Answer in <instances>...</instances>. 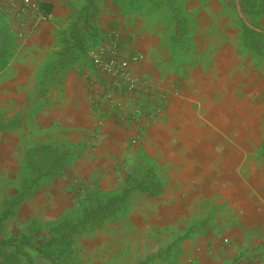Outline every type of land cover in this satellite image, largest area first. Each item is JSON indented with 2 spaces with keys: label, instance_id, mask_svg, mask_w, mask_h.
<instances>
[{
  "label": "crops",
  "instance_id": "0c3cea01",
  "mask_svg": "<svg viewBox=\"0 0 264 264\" xmlns=\"http://www.w3.org/2000/svg\"><path fill=\"white\" fill-rule=\"evenodd\" d=\"M44 22L39 21L27 35L31 42H49L48 31L54 24L48 28ZM146 36L138 33L119 42L121 57L138 52L145 56L131 65L134 75L140 76L141 67L156 73L155 61L164 57L159 43ZM208 62L205 70L177 81L176 93L165 100L155 119L144 113L115 128L107 126L101 145L92 141L87 151L93 154L96 147L102 148L99 156L110 163L118 157L116 147L134 142L160 166L169 167L171 180L160 195L152 197L149 217L166 227L181 223L183 230L207 210L216 227L192 234L181 245L187 256L199 255V264H264V80L236 50L221 45L210 53ZM8 67L0 71V78ZM96 75L86 63L69 71L66 77L71 83L65 77L58 89L63 98L42 107L37 120L64 129L71 135L69 141L79 142L72 136L95 127L93 106L104 90ZM0 100L17 108L29 105L30 86L23 70L1 79ZM12 133L0 132V156L5 162L21 151L17 143L7 140Z\"/></svg>",
  "mask_w": 264,
  "mask_h": 264
},
{
  "label": "rangeland",
  "instance_id": "374dc122",
  "mask_svg": "<svg viewBox=\"0 0 264 264\" xmlns=\"http://www.w3.org/2000/svg\"><path fill=\"white\" fill-rule=\"evenodd\" d=\"M33 1L45 14L46 22L42 24L48 25V28L52 24L55 27V23L65 16L63 0H51L53 6H56L57 15L55 16L51 14V11L45 13L39 4L40 1L48 0ZM0 8L5 11L7 24L18 44L7 72L3 73L0 81L17 70H23L28 76L29 101L31 102L36 82L35 75L47 57V51L53 40V30L48 31L51 33L49 42H31L27 35L41 23L36 24L34 17L22 11L21 6L16 1L0 0ZM184 11L191 19L190 28L193 31V43L189 45L188 50L181 46L183 42L168 41L169 30H166L168 26L166 18L156 15V13L150 14L139 11L134 16V20V17H130V15L116 13V7L108 1L102 2L99 21L106 32L100 46L112 38L117 39L118 42H123L140 33L147 35L149 40L158 42L164 57L161 56L156 59V67H154L157 69L156 73H152L153 69L150 72H147V68L141 67L139 69L140 76L135 75L138 79V87L133 93H126L115 88L111 83L112 79L97 72L99 75L109 78L108 82L114 87V91L107 92L108 95L105 97H98L97 100L100 101L99 110H93L95 127L92 130L84 129L85 131H79L76 136H72L74 139H79L80 150L78 149L77 153L80 157L76 158V161L74 160L61 176L44 181L42 185H38L27 194L14 215L0 225V240L15 237L24 232L31 234L35 242L45 239L50 234V227L53 224L65 216H72L80 212L83 208L82 200L89 190L95 189V193H99V190L110 192L121 187L122 180L126 174L132 171L133 163L142 152L146 153L145 155L142 154L144 158L140 155L144 159L143 161L155 165V173L165 186L166 181L171 180L169 167L160 166L157 159L149 155L140 145L131 142L122 148L116 147L115 149L119 152L115 156L118 157L109 163V159L98 154L102 148L96 147L93 154L87 151L90 149V142L93 141L95 144L100 143L101 145L99 140L104 135L103 130L107 126L115 128L117 123L121 122V117H125L130 110L144 114L148 104L159 108L164 106L165 100L176 93L174 89L177 86V81H180L181 77L196 71L205 70L209 64L210 53L218 46L221 45L222 48L230 51L236 50L252 71L258 76L261 73L264 74V61L256 64L238 46L239 25L236 14L238 13V16L249 27H253L241 12L239 0H186ZM20 31L25 32L24 39L18 37ZM100 46H92L89 51ZM87 58L90 60L88 54ZM181 59L185 63L180 64L178 61ZM65 80L67 83L72 81L69 80V77H66ZM63 96L64 94L60 90L56 93L53 91L48 95L49 102L53 99H61ZM117 103L121 108L122 115L114 116L113 110H115ZM21 110L27 111L26 107L17 108L15 104L9 101L0 100V112H6L8 116ZM24 121L27 124L25 130H10L13 133L7 139L12 143H17V147L19 146L21 150L20 153L13 161H6L7 163L4 157L0 156V211L3 197L10 196L17 189H20L23 176L21 167L23 145L28 144L27 146H30L36 138L54 142H66L71 138V135L64 129L48 127L46 122L37 120V118L35 121L30 120V118L24 119ZM93 169L94 174L92 176ZM151 199L152 196L135 189L124 206L122 214L116 212V217L111 220L109 219L99 226L92 225L89 227V231L79 234L76 242L79 251L78 263L76 264H136L138 262L141 264H199L198 254L187 256L185 252L181 251L184 240L180 241L175 250L167 251L163 256H156L159 251L163 252L166 245L175 237L183 235L184 231H182L183 225L181 223L169 224L166 227L164 226L165 223L157 222V220L152 221L149 217V205L155 199ZM207 213L206 210L201 213L203 215L193 217V222L187 223L186 227L196 229L198 232L204 229L205 231L214 229L217 225L213 222L214 217L208 216ZM120 214L121 218H119ZM24 250L31 254L32 264H51L48 260L39 257L31 248L26 247ZM12 252L11 249L7 251L6 260L0 257V264H27L24 256L14 261L11 258Z\"/></svg>",
  "mask_w": 264,
  "mask_h": 264
},
{
  "label": "trees",
  "instance_id": "16d2710c",
  "mask_svg": "<svg viewBox=\"0 0 264 264\" xmlns=\"http://www.w3.org/2000/svg\"><path fill=\"white\" fill-rule=\"evenodd\" d=\"M104 1L116 7V13L127 14L130 17H134L139 11L156 13L167 19L166 30H169V42H183L181 46L187 50L193 43V31L190 28L192 22L184 11L186 0H63L65 16L55 23L51 47L35 75L33 100L26 106V112L21 110L9 116L6 112H0V132L13 129L24 131L27 125L24 119L30 118L35 121L39 110L49 103L48 95L60 89L67 73L78 65L86 63L94 73H97L95 65L88 60L87 54L92 46H100L105 36L106 30L99 21L101 5ZM239 3L241 12L253 27H249L235 11L239 25L238 46L256 64L261 63L264 61V1L239 0ZM39 4L45 13L53 8L51 1H40ZM17 47L14 34L7 24L5 11L0 8V71L9 66ZM178 62L185 63L182 59ZM96 76L104 86L102 96L105 97L108 95L107 92L114 91V87L108 82L109 78L98 73ZM260 76L264 80V74L261 73ZM105 78L107 83L104 82ZM99 102L97 100L94 103L95 110H99ZM113 113L114 116L122 115L118 103ZM120 121L124 120L120 119ZM78 144L79 142L74 143L69 140L54 142L36 138L30 146L23 145L21 159L23 176L20 189L10 196L3 197L0 225L14 215L29 192L42 185L44 181L61 176L65 172V169L79 156ZM142 154L146 153L142 152ZM139 156L133 163L132 171L126 174L121 187L110 192L99 190V193H95V189L89 190L82 200L83 208L80 212L65 216L53 224L50 227V234L39 242H35L34 237L26 232L0 240V257L6 260L7 251L11 249L13 251L11 258L14 261L24 256L27 264H32L31 254L24 250L28 247L51 264L78 263L79 251L76 242L79 234L89 231L92 225L99 226L111 220L116 217V212L122 214L133 190L137 189L155 198L163 192L165 186L155 173V165L143 161L144 159ZM121 214L119 218L122 217ZM182 231H184L183 235L175 237L166 245L164 251H159L156 256H163L165 252L175 250L181 240L189 238L192 234H202L205 229L198 232L196 229L186 227Z\"/></svg>",
  "mask_w": 264,
  "mask_h": 264
},
{
  "label": "built area",
  "instance_id": "2783aa9c",
  "mask_svg": "<svg viewBox=\"0 0 264 264\" xmlns=\"http://www.w3.org/2000/svg\"><path fill=\"white\" fill-rule=\"evenodd\" d=\"M18 2L21 6L22 11L31 14L36 20L37 24L41 20H45V14L40 11L38 4L33 0H12ZM18 37L24 39L25 32L20 31ZM120 47L117 39L112 38L106 44L89 51L88 55L90 61L93 62L96 69L103 75L108 76L112 79V84L115 88L120 89L124 92L133 93L135 88L138 87V79L134 74L131 73L130 67L133 64L139 63L144 60L145 56L143 53H132L127 57L120 56ZM146 113L155 119L160 111V108L148 104L145 109ZM138 111L132 110L125 117H121L122 120L134 121L139 113ZM122 114V111H121Z\"/></svg>",
  "mask_w": 264,
  "mask_h": 264
}]
</instances>
